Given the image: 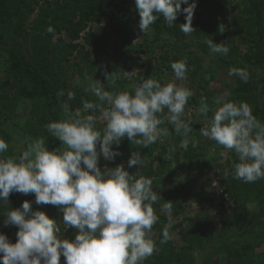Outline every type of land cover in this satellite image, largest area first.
<instances>
[{"label":"trees","instance_id":"16d2710c","mask_svg":"<svg viewBox=\"0 0 264 264\" xmlns=\"http://www.w3.org/2000/svg\"><path fill=\"white\" fill-rule=\"evenodd\" d=\"M131 1L0 0V137L9 145L3 154L5 157L16 156L15 150L20 155L37 139H44L49 151H62V142L45 127L50 122L66 119L57 92L63 89L65 93L69 90L75 93V99L69 102L70 110L74 111L85 100L96 101L85 91L95 79L108 91H131L148 78L163 85L174 78L171 63L186 58L189 70L184 83L194 92L186 105L193 112L187 149L180 151L183 136L166 119L161 125L169 133L162 137L166 139L164 145L157 141L142 147L125 137L118 147L114 146L126 166L133 152L139 151L143 156L141 168L127 166L130 174L143 170L141 175L156 177L153 190L160 197L153 207L159 220L153 230L160 232L161 240L162 230L169 222L160 213L163 204L171 203L172 220L184 213L185 198L198 205H212L216 196L215 191H206L210 182L203 178L221 159L220 151L214 150L219 145L213 140L207 142L200 134L217 108L214 98L223 95L214 87L217 71L205 70L210 41L224 43L229 49L227 55L219 54L215 59L224 74L229 75L232 68L248 72L246 83L239 76L229 75L235 86L226 99L247 102L253 115L264 122V0H189L197 4L191 33L180 31L179 26L186 23V14L181 13L173 25L167 24L160 15L147 35L139 29L140 16L137 8L129 7ZM50 26L54 29L52 33L47 31ZM113 36L117 40L110 53L108 48ZM191 48L194 50L190 51ZM154 52L158 53L156 66H149L148 61L143 62L138 56L142 53L145 60H150ZM134 69L138 73L129 81L124 73H132ZM61 99H66V95ZM201 100L209 106L207 115L198 111ZM186 108L182 119L188 122ZM17 113L21 114L22 121L18 120ZM158 150L162 155L156 158ZM169 155L172 161L168 160ZM156 160L161 162L158 169L154 168ZM231 161L239 163L234 150L225 167H220L224 192L234 205L230 216L220 215L219 231L199 215L198 223L190 219L187 230L182 233L184 246L180 251L171 239L164 244L159 240V250L144 264H194V252L208 248L215 254L216 264H264V180L244 183L235 179ZM171 166L168 176H176L178 169L182 171V180L173 178L166 184L167 177L163 175H167L166 170ZM26 197L32 202L33 211H41L35 204L34 193ZM24 202L14 192L8 197V205L0 201V232L12 243L16 242L19 229L14 225L5 227L3 215L21 208ZM178 226L172 225V228Z\"/></svg>","mask_w":264,"mask_h":264},{"label":"clouds","instance_id":"9594fccd","mask_svg":"<svg viewBox=\"0 0 264 264\" xmlns=\"http://www.w3.org/2000/svg\"><path fill=\"white\" fill-rule=\"evenodd\" d=\"M135 4L139 29L146 35L160 15L173 25L184 13L186 23L179 26L180 31L189 34L194 30L195 2L135 0ZM182 5L188 6L182 9ZM47 31L52 33L54 29L50 26ZM209 47L216 54L229 52L224 43L210 41ZM171 69L173 82L162 85L148 78L131 91H108L95 79L85 91L96 101L85 100L74 111L69 102L75 99V93L63 89L57 92L66 119L45 127L62 142V151H49L45 140L37 139L20 155L5 157L9 145L0 137V201L8 205L13 192L34 193L35 204L57 206L63 213L62 222H58L43 211H33L31 201L7 211L4 226L14 225L19 230L15 243L0 232V264H60L61 256L65 264H144L158 251L152 231L159 220L153 205L160 196L153 190V179L140 171L132 175L123 164L114 168L105 165L103 171L99 164L101 156L105 161H115L121 155L114 146L118 147L125 137L132 144L148 147L168 135V130L161 127L165 119L183 136L180 147L187 149L192 128L182 116L194 95L184 83L189 70L187 59L172 62ZM229 75L239 76L245 83L249 78L242 68L230 69ZM228 96L230 92L214 98L217 108L200 134L235 151L239 158L234 165L235 179L244 183L264 180V122L253 115L247 102H233L226 99ZM198 111L204 115L210 111L205 100H201ZM101 123L102 128L97 126ZM143 163V156L136 151L127 166L141 168ZM160 211L169 215L159 241L164 244L171 239V203L163 204ZM69 228L78 230L72 241L63 238Z\"/></svg>","mask_w":264,"mask_h":264},{"label":"rangeland","instance_id":"374dc122","mask_svg":"<svg viewBox=\"0 0 264 264\" xmlns=\"http://www.w3.org/2000/svg\"><path fill=\"white\" fill-rule=\"evenodd\" d=\"M237 1L235 0V2H237ZM129 7L131 9L136 8L135 0L131 1V3L129 4ZM116 40H117L116 36H113L111 38L110 46L108 48L110 53H112V46H113L114 41H116ZM241 49L243 52H246V49L244 47H241ZM192 50H194V49L191 48L190 51H192ZM218 55L219 54L213 53L210 50L209 55L206 56L205 70L208 71L209 69H211L213 72L217 71L214 87L217 90L220 89V92L222 94H224L225 92H230V89L235 86V82L231 76L224 74L223 71L218 68V65H216L215 59ZM138 56H140L142 58L143 62L148 61L149 66H156L157 65L156 59H157L158 53H156V52H154V55L152 56V58H150V60H145L146 58L142 53H140V54L138 53ZM137 73H138V70L134 69L130 75H125V77L130 81L131 79L136 77ZM1 76H2V74L0 73V77ZM173 81H174V78L167 80L168 83L173 82ZM75 82H79V79H75ZM175 82L180 83V81H175ZM186 111H187L186 115H185L186 119L188 122H190L191 113H193V112L190 110L189 107L186 108ZM20 116H21V114L17 113L18 120L22 121L23 118ZM206 122H208V121H206ZM99 125H103V124L101 123ZM205 140L207 142L211 141V139H208L207 137H205ZM158 142L161 145H164L166 143V139L161 137L158 140ZM21 149H22V147H21ZM214 150L216 152L220 151V153H221L222 151H224L226 153L225 156H223V157L221 156V159L217 161V163L215 164V168L203 178L204 181L210 182V185L206 188V191H215L216 192L214 203L212 205H210V204L198 205V204L192 203L191 199H188V198L184 199V205H185L184 213H182L181 215H179L176 218H172V225H174V226L175 225L178 226L179 224H181V225L178 226V228H176V229L172 228V230L170 231L171 240L174 243V246L178 251H180L182 249V247L184 246V242L182 239V233H184L187 230L188 224L190 223L189 222L190 219L192 221H194L195 223H198L199 215H202L204 218H207L210 222H212L214 224L215 231L218 232L221 225H222L220 215L222 213L226 214L227 216H230L232 214L231 207L234 205V202L232 200H230L229 197L225 194V192H224L225 186L222 184L223 176L219 174L221 172L220 167L224 168L226 165V160L230 159L231 150H226L220 145ZM18 151L19 150L14 151V154L16 156L18 154ZM180 151L183 153L184 149L182 148ZM159 155L160 156L162 155L161 150H158L156 152L155 157L157 158ZM168 160L172 161L171 155L168 156ZM120 164H123L125 166V170L127 169V166L123 162V160L121 159L120 155L116 157L115 161H105L103 159V157L101 156L99 166L101 167V170L103 171L105 165H107L110 168H114ZM234 165H235V163H233V161H231V171H234ZM160 167H161V162L156 160L154 163V168L158 169ZM171 170H172V166H171L170 170H168V171L166 170V172H168L167 175H163V176L167 177V179L165 181L166 184H169L168 180L173 179V178L182 180V178H181L183 175L182 171H178V169H177L176 176L175 175L174 176H168V175H170L169 171H171ZM140 172H143V170H141ZM136 173L137 172H133V175H135ZM155 178L156 177H153L152 179L154 180ZM176 187H178V186H176ZM154 188H155V184H153V189ZM14 193L17 194V196H20V198H24L25 201H29L27 199L26 195H24L22 193H16V192H14ZM36 206L38 208H40L41 211L45 212L50 218H52L58 222H62L63 213L60 211V209L57 206L37 205V204H36ZM160 213L165 215L167 218H169L168 214H166L162 211H160ZM77 231L78 230L75 228H69L67 231L63 232V238L72 241L75 239ZM159 233L160 232L158 230L152 231V238L156 242L160 240ZM158 250H159V248H158ZM193 256L195 257V263L194 264H216L215 254L213 253V251L210 248L205 249L204 252L196 251V252H194ZM60 264H65V258L63 256H61Z\"/></svg>","mask_w":264,"mask_h":264}]
</instances>
